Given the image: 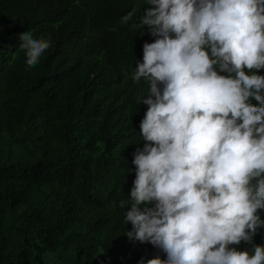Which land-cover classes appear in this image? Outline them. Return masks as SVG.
Segmentation results:
<instances>
[{
  "label": "trees",
  "instance_id": "1",
  "mask_svg": "<svg viewBox=\"0 0 264 264\" xmlns=\"http://www.w3.org/2000/svg\"><path fill=\"white\" fill-rule=\"evenodd\" d=\"M145 3L0 0V264L163 258L122 234L131 225L121 201L135 176L126 171L143 147L147 108L139 104L147 80L131 73L155 39L140 31ZM27 30L51 37L33 66L19 47ZM254 242L264 244V228Z\"/></svg>",
  "mask_w": 264,
  "mask_h": 264
},
{
  "label": "clouds",
  "instance_id": "2",
  "mask_svg": "<svg viewBox=\"0 0 264 264\" xmlns=\"http://www.w3.org/2000/svg\"><path fill=\"white\" fill-rule=\"evenodd\" d=\"M144 5L140 31L155 39L131 73L147 80V108L122 234L164 253L137 264H264V74L252 71L264 68V0ZM50 46L20 34L29 66Z\"/></svg>",
  "mask_w": 264,
  "mask_h": 264
}]
</instances>
